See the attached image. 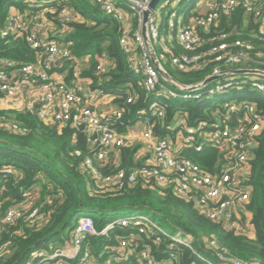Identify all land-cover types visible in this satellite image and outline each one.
<instances>
[{
    "label": "built area",
    "instance_id": "built-area-1",
    "mask_svg": "<svg viewBox=\"0 0 264 264\" xmlns=\"http://www.w3.org/2000/svg\"><path fill=\"white\" fill-rule=\"evenodd\" d=\"M151 1L93 0L103 15L122 24L120 47L129 69L138 77V84L149 94L146 106L136 112L135 122L144 125L139 136L147 148L143 150L147 154L143 166L103 171L108 164L118 166L116 158L120 147L134 144L127 135L131 125H125L123 133L118 127L124 124V115L130 112L129 105L136 103L138 97L130 93L123 106L114 104L111 107L114 95L101 87H92L91 78L81 77L89 56L75 58L69 43L56 38L57 33L61 36L67 32L69 22L76 20V15L67 7L59 11V28L47 19L46 8L38 9L34 5L32 7L36 10L33 12L11 9L5 21L0 22V39L20 37L35 50L34 59L29 63L0 58V96L21 104V110L34 112L45 124L77 130L83 125L80 131L93 152L83 157L80 169L99 188L119 191L141 182L149 188L170 191L190 203L208 220L237 235L249 237L251 222L247 204L251 187L245 181L250 169L249 159L264 121L254 100L230 99L227 94L229 90H239L248 83L255 94L264 97V52L255 50L250 42L233 37L219 26L223 18H229L237 9L260 19L264 26V0H211L209 8L203 12L197 3V14L190 10L187 19L180 20L175 12L167 15L166 32L160 31L162 19L158 17L157 6L143 23V14ZM176 2L179 4L182 0ZM130 14L132 25L127 21ZM172 35L174 44L171 43ZM167 57L168 65L179 72L211 70L204 79L182 82L164 65ZM95 60V74L99 77L106 75L110 66L106 53L95 55ZM236 70L253 73L236 74ZM236 75H249L253 79L245 81ZM211 77L216 79L204 84ZM26 97H32L33 102L26 101ZM215 99L219 101L215 103L210 118L189 124L185 118L187 113L177 110L170 124L165 126L168 134L160 136L153 131L151 119H162L170 102L180 104ZM177 108L182 109L181 106ZM0 129L17 131L18 126L0 116ZM207 148L216 149L222 156L212 172L188 156L189 152L200 153ZM76 155L79 156L80 152L76 151ZM3 172L11 173V168H4ZM45 218L46 214L40 212V206L36 204L35 194H28L1 212L0 259L11 252L14 243L13 235L2 238L10 226L18 221L39 224ZM113 227L129 228L130 231L117 237L102 264L121 263L131 257L142 264H173L175 257L171 254L168 258L157 259L147 247L137 251V237L142 235L154 237V243L159 242L161 236L168 237L169 250L176 244L189 249L194 260L191 264H263L259 260L247 261L232 256L216 240L206 244L205 248L210 251L207 258L196 250L189 234L177 230L178 236H172L149 216L139 213L111 221L98 232L91 213L81 214L74 227L68 230L67 237L47 248L33 249L24 264H98L85 246L86 238L88 235H104Z\"/></svg>",
    "mask_w": 264,
    "mask_h": 264
},
{
    "label": "trees",
    "instance_id": "trees-1",
    "mask_svg": "<svg viewBox=\"0 0 264 264\" xmlns=\"http://www.w3.org/2000/svg\"><path fill=\"white\" fill-rule=\"evenodd\" d=\"M32 5L38 6V9L46 8L47 19L58 25L57 28L60 26L58 14L62 8L67 7L76 15V20L68 23L67 32L63 36L57 33L56 38L63 43H69L68 47L75 58L89 56L88 66L82 69L81 77L91 78L92 87H101L113 94V103L118 107L123 106L128 94L137 95V102L129 105L130 112L124 115V124L118 127L120 132H125V125H133L136 122V112L146 106L149 94L138 84V77L129 69L120 47L122 24L103 15L93 0H0V22L5 21L11 9L33 12L36 8ZM193 5L196 6V3ZM196 9L195 7L192 12L194 15L197 14ZM190 14L191 11H187L185 18ZM167 17L161 20V32L168 30ZM262 26L260 19L237 9L229 18L221 20L219 29L230 32L235 38L250 42L255 50L264 52ZM171 43L174 44V39ZM102 52L106 53L110 66L106 75L99 77L95 74V55ZM34 54L35 50L31 49L23 38L0 39V58L29 63L33 61ZM167 60L168 57L164 63L168 65ZM210 70L183 73L172 69L169 72L182 82H195L204 79ZM227 96L230 99L236 97L254 100L264 121V97L252 92L248 83L239 90H229ZM217 101L219 100L187 101L180 104L170 102L165 107L162 119H151L153 131L160 136L168 134L165 126L170 124L177 110L187 113L185 118L189 124L198 119H208ZM179 106L182 109L177 108ZM0 116L7 117L18 126L17 131L0 129L1 212L22 201L28 194H35L40 212L46 214L45 220L39 224L18 221L2 234V238L13 235L15 239L11 252L1 257L0 264H24L33 249L60 243L67 237V230L77 223L81 209L91 210L97 232L106 224L120 218L119 209L137 211L149 216L155 223V218H160L176 230L189 234L193 246L207 258L210 257V251L205 248L206 244L216 240L232 256L247 261L259 260L264 264V122L249 159L250 169L245 181L251 187L247 206L253 237L249 238L237 235L208 220L190 203L170 191L149 188L141 182L119 191L99 188L95 181L80 169L83 157L93 152L88 148L85 135L80 130L69 126L45 124L34 112L26 109H0ZM76 151L80 152L79 156ZM138 151L139 145L120 147L116 158L118 166L108 164L103 171L109 172L119 168L130 170L143 166L147 155L138 156ZM188 156L209 172L214 170L215 163L222 157L213 148H207L200 153L189 152ZM4 168H11V173L3 172ZM129 231V228L113 227L104 235H88L85 246L91 250L98 264H102L109 255L110 247L116 244L117 237L124 236ZM153 238L138 236L137 251L147 247L157 259L168 258L171 254L175 257L173 264H191L194 261L190 250L179 244L169 250L168 237L161 236V240L156 243ZM111 264L142 263L131 257L125 262Z\"/></svg>",
    "mask_w": 264,
    "mask_h": 264
},
{
    "label": "rangeland",
    "instance_id": "rangeland-1",
    "mask_svg": "<svg viewBox=\"0 0 264 264\" xmlns=\"http://www.w3.org/2000/svg\"><path fill=\"white\" fill-rule=\"evenodd\" d=\"M203 1L204 0H182V2L179 4H176L177 3L176 0L160 1V3H158V5H157V11L159 12L158 17H159V19H164L167 15H170L171 13L175 12L178 15L179 19L183 20V18H185V15L187 14V11H189V10L195 11L194 8L196 6L193 5L194 3H196V4L198 3L197 5L199 7L200 12L206 11L211 4V0H205V2H203ZM199 2H203V3L201 4ZM191 6H192V8H191ZM261 30L264 31V26L261 27ZM62 36H63V34H62ZM173 38H174V35H172V39ZM155 46H156V49L158 50L157 44H155ZM164 65L166 66V68L170 72L172 71V68L169 65H167L165 63H164ZM83 68H85V67H83ZM235 77L236 78H242L245 81L253 79L252 76H249V75H244V76L236 75ZM251 91L254 92V90H251ZM0 98L2 99V97H0ZM218 99H222V97H218ZM20 105L8 102L6 105L7 109H2V110H5V111L11 110V109H15V110L20 109L21 110L22 107ZM113 106H114V103L112 102L111 107H113ZM181 106H183V105L181 104ZM143 129H144L143 123H134L133 125H131V127L127 131V135L132 138L134 145H139V149L142 151L147 149L145 142L139 138V135ZM89 213H91L90 209H81L79 216L81 214H89ZM118 214L120 215V217H124V216H128V215H136L138 213H137V211H128L126 209H119ZM155 221L160 225L161 229L163 231H165L166 233H168L172 236H178L177 230L174 227L170 226L164 220H162L160 218H155ZM252 237H253V230H252V226H251V231L249 232V238H252Z\"/></svg>",
    "mask_w": 264,
    "mask_h": 264
},
{
    "label": "water",
    "instance_id": "water-1",
    "mask_svg": "<svg viewBox=\"0 0 264 264\" xmlns=\"http://www.w3.org/2000/svg\"><path fill=\"white\" fill-rule=\"evenodd\" d=\"M161 0H152L149 4V8L147 11L144 12L143 14V23H145L147 21V18L149 16V14L151 13L152 10L155 9V7L158 5V3L160 2ZM142 34L144 35L145 34V27L143 28L142 30ZM62 62V61H60ZM236 74H250V73H253V71H250V70H236L235 71ZM216 79V77H211L209 79H207L204 84H207L209 83L210 81ZM83 125H79L78 126V129H82Z\"/></svg>",
    "mask_w": 264,
    "mask_h": 264
},
{
    "label": "crops",
    "instance_id": "crops-1",
    "mask_svg": "<svg viewBox=\"0 0 264 264\" xmlns=\"http://www.w3.org/2000/svg\"><path fill=\"white\" fill-rule=\"evenodd\" d=\"M203 2H205V0L203 1ZM203 2H201V4L203 3ZM131 14L130 15H128V19L129 20H127L129 23H130V25H132L131 23ZM129 23H126V25H129ZM89 60V59H88ZM88 64V63H87ZM88 65H86L85 67H87ZM56 76L58 75V74H55ZM1 97V96H0ZM1 99V98H0ZM26 101H28V102H33V98L32 97H26V99H25ZM8 102H10V103H13V102H11V101H9V100H6V99H1L0 100V109H7L6 108V105H7V103ZM6 104V105H5ZM126 131H127V128H126ZM140 136V135H139ZM146 152L145 151H138V156H141L142 157V155H144ZM145 155H147V154H145ZM144 155V156H145Z\"/></svg>",
    "mask_w": 264,
    "mask_h": 264
}]
</instances>
